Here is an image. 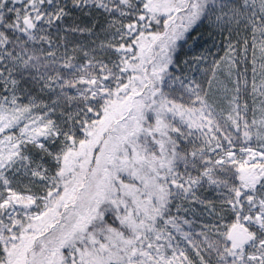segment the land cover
<instances>
[{"label": "snow or ice", "instance_id": "1", "mask_svg": "<svg viewBox=\"0 0 264 264\" xmlns=\"http://www.w3.org/2000/svg\"><path fill=\"white\" fill-rule=\"evenodd\" d=\"M0 264H264V0H0Z\"/></svg>", "mask_w": 264, "mask_h": 264}]
</instances>
